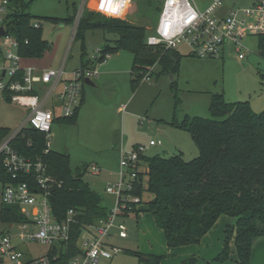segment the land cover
I'll list each match as a JSON object with an SVG mask.
<instances>
[{"label":"trees","instance_id":"obj_1","mask_svg":"<svg viewBox=\"0 0 264 264\" xmlns=\"http://www.w3.org/2000/svg\"><path fill=\"white\" fill-rule=\"evenodd\" d=\"M148 3L151 5L152 1ZM29 5L25 0H10L6 26L9 34L19 42V53L23 59L39 60L49 45L43 38L41 25L37 23L40 18L31 15ZM157 11L161 14L162 7ZM75 15L76 10L65 20H41L72 25ZM90 31L116 36L101 48L102 56L98 63L84 60L86 33ZM148 36L145 26L85 9L74 37V41L82 43L81 68H94L103 64L107 54L126 50L134 55L130 74L134 86L157 64L161 65L163 73L178 74L183 55L176 49L148 46ZM259 55L264 59V35L259 37ZM79 110L73 118L56 117L55 122L75 124ZM209 111L210 119L187 116L182 123L174 122L195 142L199 152L195 159L185 161L181 153L169 158L140 156V167L143 165L145 169L140 170L132 194L140 197L141 204L133 205L132 211L124 215L127 220L137 219L140 213H151L157 228L163 231L169 249L199 245L220 217L234 218L235 225H229L225 230L223 251L213 263L231 261L233 244L236 264H250L254 243L264 237V113H256L249 102L228 103L223 95L213 96ZM9 133L8 129L0 128V143ZM29 142L31 146H28ZM12 146L24 156L42 157L47 164L48 174L54 180L50 205L55 217L60 221L65 219L70 209L76 212L70 242L65 251L61 249L58 262L53 263L68 264L79 253L83 230L107 218L110 209L84 179L87 167L83 172H74L68 155L52 150L44 155V134L27 130ZM145 175L147 186L143 182ZM0 181L10 182L1 160ZM145 192L153 196L148 203L142 200ZM0 216L3 224L26 222L17 207L2 206ZM134 255L140 258L141 264H160L163 259L135 252ZM195 262L192 259L185 263Z\"/></svg>","mask_w":264,"mask_h":264},{"label":"rangeland","instance_id":"obj_2","mask_svg":"<svg viewBox=\"0 0 264 264\" xmlns=\"http://www.w3.org/2000/svg\"><path fill=\"white\" fill-rule=\"evenodd\" d=\"M88 0H25L32 16L40 18L44 40L49 48L40 64L59 69L65 61L68 73L81 68L83 52L81 42L72 41L73 28L79 16H82ZM132 0L130 7L121 16L135 25L145 26L150 36L155 32L162 7V0ZM205 8V0H194ZM262 0H226L224 11L249 8ZM206 5V6H205ZM72 25L53 23L42 19L65 20L73 15ZM81 14V15H80ZM112 34L101 31L86 33L85 61L98 57L97 50L103 48L107 40L115 39ZM248 54L244 61H239L231 47L221 59H201L189 55L185 45H179L177 51L183 55L178 74L162 72L161 65L151 68L149 79H143L137 86L132 84L131 71L134 55L126 50L111 54L103 64H98L99 74L105 64L117 70L102 82L93 80L96 88L85 86V100L75 124L55 125L52 130L51 150L68 155L74 172H83L84 179L101 196L104 205L112 209L115 198L106 196L109 184L118 181L121 152L130 153L136 146H145V156L172 157L179 152L185 161L199 156L198 149L191 135L174 125L189 117L210 119V104L213 96L223 95L228 103L249 102L256 113H264V59L259 55V37L250 36L243 41ZM24 63V62H23ZM26 63V64H25ZM24 65H36L39 62H25ZM100 76V75H99ZM98 76V77H99ZM178 101V102H177ZM125 106L124 110H121ZM28 109L17 103L0 101V128L14 132L25 120ZM156 143L150 147V142ZM98 166L101 175H91V167ZM126 182L129 177H125ZM148 178L144 176V186ZM107 197V198H106ZM153 196L145 192L142 196L148 203ZM143 216V215H142ZM126 220L129 239H113L112 244L125 252L110 261L100 264H141L135 253L151 256L149 253L162 255L161 264H186L188 260H201V254H190L192 249H169L164 233L157 228L151 213L143 217ZM236 220L222 216L213 231L214 236L225 233L229 225ZM14 230V229H13ZM12 230V231H13ZM16 230H14L15 232ZM17 243V242H16ZM233 245V244H232ZM231 245V246H232ZM22 249L25 247L21 245ZM32 251L46 252L47 248L32 245ZM131 252V253H129ZM193 252V251H192ZM200 255V256H199ZM264 263V258H263ZM212 264L213 261H211ZM262 263V264H263ZM192 264H198V261Z\"/></svg>","mask_w":264,"mask_h":264},{"label":"built area","instance_id":"obj_3","mask_svg":"<svg viewBox=\"0 0 264 264\" xmlns=\"http://www.w3.org/2000/svg\"><path fill=\"white\" fill-rule=\"evenodd\" d=\"M131 2L111 0L104 14L121 18ZM225 2L210 0L201 8L194 0H163L155 32L147 38L148 46L177 49L185 45L189 55L201 59H221L226 48L231 47L239 61L245 60L248 50L243 41L250 36L264 35V0L249 8L227 12L223 9ZM114 7L118 8L117 13L112 12ZM9 14L10 0H0V27L5 30L0 38V101L17 103L27 108L28 113L21 125L0 143V160L10 179L7 183L0 181V209L17 207L26 222L3 224L0 216V264H53L60 259L61 249L65 251L70 242L76 212L70 209L60 221L55 217L50 205L54 180L48 174L47 164L42 157L33 159L20 154L12 144L27 130H33L45 135L44 155L49 154L56 117L70 119L76 115L82 105L85 81L98 77L99 71L96 66L68 73L65 61L59 69L24 65L20 44L7 30ZM80 19L81 16L73 28L71 42ZM97 54L98 57L89 61L98 63L102 50H97ZM109 58L107 54L103 63ZM149 78L150 75H146L144 79ZM31 144L29 142L28 146ZM155 145L154 141L150 142V146ZM146 151L147 148L140 145L130 153L121 152L118 181L105 190L115 198V205L107 218L83 230L79 253L68 264H100L101 260L112 261L124 252L111 241L129 238L124 214L132 211L133 205L141 204L140 197L133 196L132 192L141 170L140 156ZM90 171L91 175H101L98 166L91 167ZM126 176L129 177L127 182ZM32 245L45 247L47 251H32L29 248Z\"/></svg>","mask_w":264,"mask_h":264},{"label":"crops","instance_id":"obj_4","mask_svg":"<svg viewBox=\"0 0 264 264\" xmlns=\"http://www.w3.org/2000/svg\"><path fill=\"white\" fill-rule=\"evenodd\" d=\"M110 1L111 0H88L87 3H86V8L90 11H94V12H99V13H102L104 14L108 7H109V4H110ZM132 3V2H131ZM210 3V0H205V4L208 5ZM258 3V2H257ZM256 3H254L253 5H255ZM205 5V6H206ZM106 15V14H104ZM107 16V15H106ZM177 50V49H176ZM227 51L228 50H225L224 54H223V58L221 60H223L225 58V56L227 55ZM179 52V51H178ZM180 53V52H179ZM183 59V58H182ZM42 60V59H41ZM41 60H24V63L25 62H29V61H32V62H39V64H36V65H33V66H36L37 68H40V69H49V68H52L51 65L48 67H45L43 65L40 64V61ZM244 61V60H243ZM26 64V63H25ZM112 66H110V64H105L104 67L102 68V73H100L99 77H96L98 80L97 82H102L103 80H105L108 76L112 75L113 73H115L117 70H114V68H111ZM155 67V66H154ZM53 69V68H52ZM99 71V70H98ZM95 79V78H94ZM93 79V80H94ZM93 80H91L93 86H91L92 88H96V84L93 82ZM86 86V84H85ZM85 86L83 87V96H82V105L80 107V110L84 104V100H85ZM89 86V85H88ZM79 110V112H80ZM122 110V108H121ZM79 115V114H78ZM61 125L60 123H57L55 122L53 127L55 125ZM150 147H155V146H150ZM183 155L184 157V154L182 152H179ZM144 167L143 165L141 166V170L144 171ZM107 197L108 194H106ZM106 197V198H107ZM104 202H106V199L104 198L103 199ZM108 209H110L108 207V205H106ZM143 206L140 207V209L142 208ZM145 213H140L139 216L137 217V221H139V218L143 215L144 216ZM142 216V217H143ZM221 218V217H220ZM130 218H128L127 220H129ZM216 226V225H215ZM216 228L214 227L201 241V243L199 245H193V246H188V247H182V248H179L177 250H180V249H184V248H190L192 249V251L190 252V254H201L202 256L200 257L201 260H197L196 257L197 255H193V257H195V260L198 261V264H207L208 262H211L213 261L219 254H221V252L223 251V248H224V240H225V233L223 232V234H217V236H214L213 234V231L215 230ZM131 236V235H130ZM129 236V238H130ZM128 238V239H129ZM125 240V239H124ZM173 251V249H172ZM153 256H158L159 254L157 253H149ZM147 255V254H145ZM200 256V255H199ZM158 257H162V255L158 256ZM263 258H264V237H261L259 239L256 240V242L254 243V246H253V249H252V261L250 264H262L263 263ZM236 259H237V255H236V250H235V247L234 245H232V255H231V261L229 262H226V263H215V264H236ZM101 261H107V260H101ZM112 262V261H110ZM101 263V262H100ZM161 264V262H160ZM264 264V263H263Z\"/></svg>","mask_w":264,"mask_h":264},{"label":"water","instance_id":"obj_5","mask_svg":"<svg viewBox=\"0 0 264 264\" xmlns=\"http://www.w3.org/2000/svg\"><path fill=\"white\" fill-rule=\"evenodd\" d=\"M4 33H5L4 28H3V27H0V38L4 35ZM85 84H86V85H89V86H93L91 80H86V81H85Z\"/></svg>","mask_w":264,"mask_h":264},{"label":"bare ground","instance_id":"obj_6","mask_svg":"<svg viewBox=\"0 0 264 264\" xmlns=\"http://www.w3.org/2000/svg\"><path fill=\"white\" fill-rule=\"evenodd\" d=\"M117 11H118V8H117V7H116V8L114 7V8L112 9V12H113V13H117Z\"/></svg>","mask_w":264,"mask_h":264}]
</instances>
